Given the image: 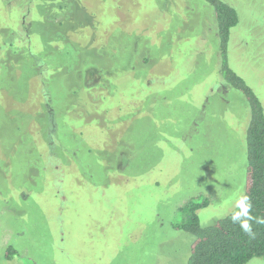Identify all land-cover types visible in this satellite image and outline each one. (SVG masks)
Returning <instances> with one entry per match:
<instances>
[{"label":"rangeland","instance_id":"1","mask_svg":"<svg viewBox=\"0 0 264 264\" xmlns=\"http://www.w3.org/2000/svg\"><path fill=\"white\" fill-rule=\"evenodd\" d=\"M225 1L240 18L230 67L264 107V0ZM22 2L0 0V43L22 48ZM31 7L28 48L36 60L48 51L44 65L57 70L53 111L41 114L34 59L20 51L23 63L5 65L0 50V264H188L195 238L175 228L188 220L181 208L209 198L198 214L213 225L235 210L247 181L250 108L222 79L213 8L204 0ZM99 68L110 73L88 75Z\"/></svg>","mask_w":264,"mask_h":264},{"label":"trees","instance_id":"2","mask_svg":"<svg viewBox=\"0 0 264 264\" xmlns=\"http://www.w3.org/2000/svg\"><path fill=\"white\" fill-rule=\"evenodd\" d=\"M5 1L11 4L18 3L20 0ZM204 1L213 8L214 12L212 17L214 19V24L212 27L214 29L213 31L217 34L219 47L218 61L222 79L227 83V86L241 92L249 104L250 120L246 131L248 168L245 195L251 198L253 204L252 215L264 218V107L254 90L247 84L246 80L239 76L229 64L230 41L233 33L232 31L238 27L240 22L239 13L234 6L235 4L225 0ZM36 2L37 0H23L22 2L24 5L22 7V27L24 29L22 48L15 44L14 39H7L5 42L0 43V50L4 52L2 58L4 57L3 63H5V65L11 62V57L14 58L12 61L14 62L16 60L15 62L17 64L20 62L23 63L26 56L23 54L19 56L21 52L29 54L30 57L34 59L35 62L27 61V63H29V73L39 85L33 92L38 98L41 105L40 111L41 114H43V111L47 113H52L53 111V101H51L49 97V83L57 70L47 69L44 65L46 57L48 56V51L45 53L39 52V58L36 60L35 53L33 54L31 49L28 48V43L31 39V5ZM52 22L59 27L63 24L60 18H56L55 20L52 19ZM24 44L27 45L24 46ZM60 51L63 53L62 50ZM60 51L59 57H61V62H63V58L66 59L67 53H63L64 55H62ZM19 57L21 58L19 59ZM7 58H9L8 61H6ZM87 73L92 76L97 73L100 75L103 74L104 76L110 72L103 68H99L88 70ZM87 77L88 76H86V80ZM105 80L106 82L110 81L108 78H105ZM109 84V89L112 90V82L110 81ZM71 156H66V159H70ZM209 204L210 200L207 197L201 200H196V198H194V200L188 201L181 208L183 212L188 214V220L177 224L175 228L189 233L195 238L191 246L188 264H247L254 258L264 259V224L253 222L252 226L256 232L255 239H250L240 228L239 224L232 223L230 218L231 213L218 220L215 224L203 227L198 211L208 207ZM17 253L15 249H9L7 253L8 259H12ZM32 262L33 264H38L34 260Z\"/></svg>","mask_w":264,"mask_h":264},{"label":"clouds","instance_id":"3","mask_svg":"<svg viewBox=\"0 0 264 264\" xmlns=\"http://www.w3.org/2000/svg\"><path fill=\"white\" fill-rule=\"evenodd\" d=\"M234 211L231 212V221L233 224H239L243 232L250 238H256V232L253 229V222L264 224V218L252 215L253 204L251 198L241 194L233 204Z\"/></svg>","mask_w":264,"mask_h":264}]
</instances>
